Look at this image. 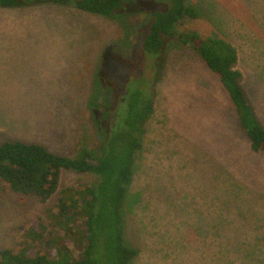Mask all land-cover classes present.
Listing matches in <instances>:
<instances>
[{
	"label": "rangeland",
	"instance_id": "obj_1",
	"mask_svg": "<svg viewBox=\"0 0 264 264\" xmlns=\"http://www.w3.org/2000/svg\"><path fill=\"white\" fill-rule=\"evenodd\" d=\"M185 2L197 16L181 20L157 54L142 42L171 0H123L109 16L54 3L0 7V144L20 140L76 156L81 142L106 138L127 86L143 76L154 108L124 207V238L138 250L129 264H264V152L250 150L228 92L180 41L195 30L235 45L264 127V0ZM15 113L21 132L9 129ZM93 179L63 169L46 201L0 195V248H17L20 225L44 216L64 188Z\"/></svg>",
	"mask_w": 264,
	"mask_h": 264
},
{
	"label": "trees",
	"instance_id": "obj_2",
	"mask_svg": "<svg viewBox=\"0 0 264 264\" xmlns=\"http://www.w3.org/2000/svg\"><path fill=\"white\" fill-rule=\"evenodd\" d=\"M38 3L101 16L123 9V0H0V7ZM196 16L185 0H171L167 10L153 14L142 49L160 53L175 36L176 25ZM182 35L180 41L194 48L228 92L250 150L264 152V127L243 88L235 45L216 36L201 37L195 30ZM136 77L138 81L133 77L108 119L106 138L95 145L81 142L76 156L55 154L41 144L20 140L0 144V195L9 191L46 201L57 191L63 169L94 176L90 183L64 188L44 216L20 225L17 248H0V264H129L136 257L138 250L124 238V207L136 153L142 147L143 124L154 108L150 83Z\"/></svg>",
	"mask_w": 264,
	"mask_h": 264
},
{
	"label": "crops",
	"instance_id": "obj_3",
	"mask_svg": "<svg viewBox=\"0 0 264 264\" xmlns=\"http://www.w3.org/2000/svg\"><path fill=\"white\" fill-rule=\"evenodd\" d=\"M15 57H17L16 55H18V56H22V55H25V56H36L37 54H26V53H18V54H13ZM37 56H39V55H37ZM16 61H21V59H19V58H16ZM21 102H27V100H23V101H21ZM32 102H34V101H32ZM69 103H72V101H69ZM18 113H15V114H13L12 116H10L9 117V120H8V124H9V129H18L19 130V132H21L22 130L21 129H23L24 127L23 126H21L20 124H18V123H16L17 121H15V120H17L16 118H14L13 116L14 115H17ZM33 128V127H32Z\"/></svg>",
	"mask_w": 264,
	"mask_h": 264
},
{
	"label": "water",
	"instance_id": "obj_4",
	"mask_svg": "<svg viewBox=\"0 0 264 264\" xmlns=\"http://www.w3.org/2000/svg\"><path fill=\"white\" fill-rule=\"evenodd\" d=\"M182 35H179V37H181Z\"/></svg>",
	"mask_w": 264,
	"mask_h": 264
}]
</instances>
